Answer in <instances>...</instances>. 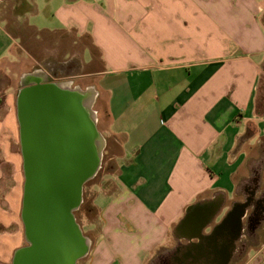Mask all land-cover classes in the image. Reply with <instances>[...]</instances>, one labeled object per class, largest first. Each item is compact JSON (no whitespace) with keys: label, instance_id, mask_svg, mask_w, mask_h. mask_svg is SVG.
<instances>
[{"label":"crops","instance_id":"1","mask_svg":"<svg viewBox=\"0 0 264 264\" xmlns=\"http://www.w3.org/2000/svg\"><path fill=\"white\" fill-rule=\"evenodd\" d=\"M2 5L10 18L0 16V84L7 79L0 179L6 174L1 162L15 172L12 184L5 185L7 178L0 183V264H11L26 242L22 197L16 203L17 156L6 140L18 129L15 98L24 75H45L21 70V61L37 63L36 47L49 57L63 38L64 46L71 38V46L83 47V63L92 68L67 75L90 80L83 89L94 91L92 107L103 96V133L119 149L110 157L115 171L106 177L112 185L92 184L96 213L86 224L90 248L81 263L264 264V241L256 247V230L249 226L252 205L238 234H214L233 204L244 201V185L260 180L256 164H264V0H0V10ZM52 38L58 42L48 44ZM72 63L66 57L60 66ZM16 77L20 86L14 89ZM202 203L213 207L200 231L181 230L189 211Z\"/></svg>","mask_w":264,"mask_h":264},{"label":"water","instance_id":"2","mask_svg":"<svg viewBox=\"0 0 264 264\" xmlns=\"http://www.w3.org/2000/svg\"><path fill=\"white\" fill-rule=\"evenodd\" d=\"M89 89L28 73L21 79L15 108L23 169L21 219L26 245L11 264H76L90 248L75 211L83 188L98 172L103 138L89 102ZM213 206L189 211L181 230L198 233ZM230 214L223 224L230 235L240 231L245 214ZM227 246L221 253L226 255Z\"/></svg>","mask_w":264,"mask_h":264},{"label":"rangeland","instance_id":"3","mask_svg":"<svg viewBox=\"0 0 264 264\" xmlns=\"http://www.w3.org/2000/svg\"><path fill=\"white\" fill-rule=\"evenodd\" d=\"M0 16L2 18H10V13L9 11L6 10L5 5H2V8L0 10ZM65 38L62 39V41ZM56 38H52V39H47L48 44H52L53 43H57L58 41H55ZM60 43H61V47H52L55 50H57L56 52H51L49 53V57H45V51H44V47H36L34 49L35 51V56L38 58V62L37 63H27L25 61H21V70H41L43 72H45V78L48 80H52V81H60V82H64L67 83L69 85H71L72 87L74 86H80V88H85L86 84H88L90 82V80H86L84 77L78 75V76H68L67 74L69 73L70 75L73 74H80L82 72H86L87 70L91 69L92 66L83 63V47H73L71 46V38H69V47H67L66 45L64 46V44H62L61 39H59ZM85 42H89V40L85 39ZM64 43V42H63ZM67 52V53H66ZM21 55H24V53H22ZM94 55L98 56V53L94 51ZM86 56V55H85ZM68 57V59L70 58L71 61H73V67H70L69 69H66L65 67H61L60 65L64 64V58ZM62 68V69H61ZM56 73V78L57 79H53L52 76L53 73ZM68 72V73H67ZM6 78L4 83L0 84V107H2V111L4 109V111L6 110V106L4 104V101L2 99V97L5 95L6 87H7V82H6ZM18 79L17 77L15 78V81L13 82V86L14 89H16L15 87H18L20 85H17ZM103 96L99 95L98 97V101L93 105L92 109L96 110L97 113V127L98 130L100 131L102 138H103V152H102V161H101V165L100 168L98 170V172L96 173V175L90 179L89 181H87L84 185L83 188V200L82 203L80 204L79 208L75 211V216L77 219V222L80 224V226L82 227L83 233L87 236L91 235V232L89 231H85L86 228V224L88 221L93 220L95 218V214L91 215L84 207V205H86L88 202H91V196H92V184L95 182H105V185H112L111 183L112 180L110 178H106L108 177L109 173H112L115 171V163L113 162V160L110 159V157L112 156L113 152H119L118 148H114L112 147V140L108 137H106L103 133V128L106 124V115L104 112V98H102ZM4 98V97H3ZM6 140H8V143L10 144V150L11 152L14 153V155L17 156V164H16V170H17V181L15 182V186L17 188V192H18V197H17V205L19 206V204H21V197H22V188H23V169H22V159H21V151H20V141H19V132L18 129H16L15 134H13V137H9L6 136ZM256 167L260 168V172L256 173V176H260V180H258V182L260 183V187H259V192L257 194V196H261L263 191H264V164L260 165V164H256ZM1 168L2 170L6 173L5 176L3 177V179H5V185H8L9 183L12 184V175H14V168L11 167L10 164H7L5 162H1ZM13 173V174H12ZM249 175V174H248ZM9 178H8V177ZM16 176V175H15ZM3 179H0V183L1 185H3ZM248 180V179H247ZM246 180V181H247ZM249 181V180H248ZM243 179L241 181H238V189L241 190L240 186L243 184ZM17 184V185H16ZM238 198H242V196L238 193L237 195ZM263 219L262 222L258 225L257 227V231H256V243L257 242H261L264 241V210H263ZM257 243L256 247L260 244ZM25 244V241H23L22 245ZM83 259V258H82ZM81 259L79 260V264L81 263Z\"/></svg>","mask_w":264,"mask_h":264},{"label":"flooded vegetation","instance_id":"4","mask_svg":"<svg viewBox=\"0 0 264 264\" xmlns=\"http://www.w3.org/2000/svg\"><path fill=\"white\" fill-rule=\"evenodd\" d=\"M53 75L54 76H52V78L57 79L55 76L56 75L55 72L53 73ZM259 186H260V183L258 182V179H254L252 182L245 184L244 188H245L247 195L245 196L244 201H242V202L236 201L233 204L232 210L229 213V215L230 214L236 215L239 213L241 206L243 204H245L246 207H248L249 205H252L253 210L249 214V218H250V225L249 226H250L251 232H253L254 230L257 231V227L262 222V219H263L262 214H263V210H264V191L260 197L257 196L256 192H257V189L259 188ZM212 203H214V201ZM222 228H223V226H221V225L214 228V234H218L221 231H223ZM26 244H27V241L25 242L24 245H26Z\"/></svg>","mask_w":264,"mask_h":264},{"label":"trees","instance_id":"5","mask_svg":"<svg viewBox=\"0 0 264 264\" xmlns=\"http://www.w3.org/2000/svg\"><path fill=\"white\" fill-rule=\"evenodd\" d=\"M243 205L246 206L245 204ZM84 207L91 215H94L96 213L95 207L91 204V202H88L86 205H84Z\"/></svg>","mask_w":264,"mask_h":264},{"label":"bare ground","instance_id":"6","mask_svg":"<svg viewBox=\"0 0 264 264\" xmlns=\"http://www.w3.org/2000/svg\"><path fill=\"white\" fill-rule=\"evenodd\" d=\"M90 94H89V102L90 104L92 103L93 99H94V96H95V93L94 91L92 90H89Z\"/></svg>","mask_w":264,"mask_h":264}]
</instances>
